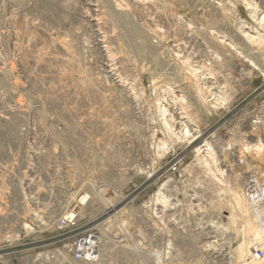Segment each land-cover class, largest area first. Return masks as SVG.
Segmentation results:
<instances>
[{
  "label": "rangeland",
  "instance_id": "1",
  "mask_svg": "<svg viewBox=\"0 0 264 264\" xmlns=\"http://www.w3.org/2000/svg\"><path fill=\"white\" fill-rule=\"evenodd\" d=\"M263 15L264 0H0V226H54L65 201L97 190L113 213L91 203L80 216L117 214L132 261L145 247L139 261L152 263L158 228L208 225L242 264L238 247L255 234L241 186L264 176V99L252 93L264 81ZM40 127L48 177L24 178ZM245 140L252 154L237 162ZM20 193L46 194L56 212L5 213Z\"/></svg>",
  "mask_w": 264,
  "mask_h": 264
},
{
  "label": "built area",
  "instance_id": "2",
  "mask_svg": "<svg viewBox=\"0 0 264 264\" xmlns=\"http://www.w3.org/2000/svg\"><path fill=\"white\" fill-rule=\"evenodd\" d=\"M29 131L37 133L38 139L30 138L24 161L32 175L24 178H47L50 154H47L45 128ZM9 178L18 176L12 173ZM242 193L260 233L253 243L250 259L264 263V180L258 183L254 178L246 179ZM45 198L46 194L20 193L1 207L7 214L55 213L48 211L50 203L45 202ZM89 201L90 198L84 202L79 200L57 219L54 226L42 230L33 224H25L29 228L23 230L22 226L21 231V228H12L11 224L0 226V264H230L232 261L220 230L208 225H171L168 231L158 228L152 240L155 245L152 263L139 261L147 251L143 246L144 250L136 249L132 261L127 254L133 240L126 225L110 222L113 218L117 220V214L105 221L99 218L85 221L80 216V208L86 207ZM108 214L111 213L107 211L102 216ZM115 229L118 232L115 233Z\"/></svg>",
  "mask_w": 264,
  "mask_h": 264
},
{
  "label": "bare ground",
  "instance_id": "3",
  "mask_svg": "<svg viewBox=\"0 0 264 264\" xmlns=\"http://www.w3.org/2000/svg\"><path fill=\"white\" fill-rule=\"evenodd\" d=\"M117 0H114V2H116ZM137 2V1H136ZM140 3V2H139ZM140 4H142V1H141V3ZM247 4V6H248V8L249 9H255V5L253 4V3H250L249 1L246 3ZM137 5V4H136ZM146 6V5H145ZM138 7H139V4H138ZM144 8H146V7H144ZM141 9L143 10V8L141 7ZM149 9V8H148ZM147 10V9H146ZM141 11V10H140ZM255 13V15H257L258 13H257V11H255L254 12ZM262 14V13H261ZM261 14H258L257 16L258 17H260L259 15H261ZM264 16V15H263ZM262 18V17H261ZM96 20V19H95ZM263 20H264V17H263ZM94 21V20H93ZM149 21V20H148ZM98 26H99V24H97ZM100 28V27H99ZM155 32L156 33H158V29H155ZM247 63H249L250 64V66L251 67H253L254 68V70H257V71H260V68H259V66H254L253 64H251V62L250 61H246ZM110 71H112V70H110ZM261 72V71H260ZM112 73V72H111ZM262 73V75L264 76V71H262L261 72ZM111 75V74H110ZM114 75V74H113ZM112 77V76H111ZM119 82V81H118ZM123 83V82H122ZM125 87V86H124ZM125 89V88H124ZM175 108V107H174ZM176 109H177V107H176ZM180 110V109H179ZM174 113H173V115H175L176 116V120H177V122L176 123H173V124H178V125H181V126H183L184 127V124H183V121H184V123L185 124H189V121H186L187 119H186V116L182 113V112H176V111H173ZM176 112V113H175ZM188 127V126H187ZM183 131V130H182ZM193 132V133H192ZM252 133L253 134H255L254 135V137L255 138H257L258 140L260 139V138H258V137H260L261 136V134H259V133H255V131H252ZM200 133L197 131V129H195V130H188V129H184V132H183V136L185 137V138H187V137H190L191 139H193V140H196V139H198L199 137H198V135H199ZM177 137V136H176ZM179 139V138H178ZM261 141V140H260ZM242 143V145H240L239 146V148H237V151H236V153H237V155H236V160L235 161H237V162H239V161H242V159H244L243 157L244 156H246V155H250V154H252L251 153V147L250 148H247L248 146L247 145H249L248 144V142L245 140V141H242V142H240L239 144H241ZM250 143V142H249ZM244 144V145H243ZM247 144V145H246ZM250 144H252V143H250ZM238 145V144H237ZM254 146V145H253ZM258 146H256V148H257ZM263 147V146H262ZM262 147H260V148H262ZM200 151H202V152H205V154H206V156L207 157H210V156H212L213 155V152H214V150L212 149V146L210 145V144H208L207 142H205L202 146H200L199 148H198V152H200ZM247 161H248V165L250 166V167H252V169H256V164H255V161H254V159H252V157L250 156L249 157V159L247 158ZM256 175H264V173L262 172V171H256ZM246 179H248V178H243V183H244V181L246 180ZM264 180V176L263 177H257V178H255L254 179V181H256V182H258V183H261L262 181ZM241 187H243V184H242V186ZM93 196L88 192V193H86L85 192V195H84V197H83V199L81 200V202H84L85 200H86V198H89V196L88 195H90L91 196V198H90V201L87 203V205H86V207H81L80 208V214H87V213H89V212H91L90 210H89V208H90V206L92 207V205L93 204H95V206L97 205L100 209H106L105 211L107 212H110V213H113V208L112 207H109L108 206V204H107V201H106V199L103 197V194L101 193V192H99V191H97V190H95V191H93ZM240 195H241V197L243 196V193L242 192H240ZM243 198V197H242ZM241 198V199H242ZM92 201V202H91ZM159 201H161V199H159L158 200V202ZM75 201H73V203H74ZM91 203H93L92 205H91ZM75 204V203H74ZM243 204H245V210H246V212H247V215H248V218L250 219V220H252V222L251 221H247L246 222V225H247V227H246V225H244L242 222V224L244 225V227L245 228H248L249 229V231H251L252 233L254 232V234H255V236H254V238L251 240L252 242H244V243H242V244H240V246L238 247V260L242 263V264H264L263 262H259V261H254V260H251L250 258H251V248H252V244L254 243V241L257 239H259V235H260V233H259V231H258V229H257V226H256V221H255V219H254V217H253V214H252V211H251V208H250V206L248 205V203H247V201H246V199H245V197H244V202H243ZM65 205H67V201H65L64 202V205H63V215L65 214V211L67 210V209H69V208H66L65 207ZM71 206V205H70ZM88 208V209H87ZM85 209H87V212H84L85 211ZM115 213V212H114ZM38 216V215H37ZM116 217V216H115ZM119 222V221H118ZM223 226V225H222ZM25 228H27V227H25ZM43 229H45V228H43ZM251 233V234H252Z\"/></svg>",
  "mask_w": 264,
  "mask_h": 264
},
{
  "label": "crops",
  "instance_id": "4",
  "mask_svg": "<svg viewBox=\"0 0 264 264\" xmlns=\"http://www.w3.org/2000/svg\"><path fill=\"white\" fill-rule=\"evenodd\" d=\"M252 93L256 94V96H255L256 98L264 99V81H262V84H260V86L255 88ZM262 102H264V101H262ZM255 117L258 118L259 121H261V122L264 120V107L262 108L261 112H259V114L255 115Z\"/></svg>",
  "mask_w": 264,
  "mask_h": 264
}]
</instances>
